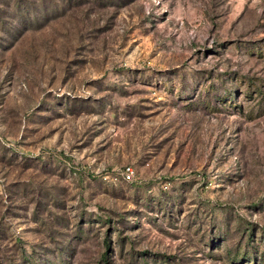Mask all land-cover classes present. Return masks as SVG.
<instances>
[{"label":"rangeland","instance_id":"rangeland-1","mask_svg":"<svg viewBox=\"0 0 264 264\" xmlns=\"http://www.w3.org/2000/svg\"><path fill=\"white\" fill-rule=\"evenodd\" d=\"M0 264H264V0H0Z\"/></svg>","mask_w":264,"mask_h":264},{"label":"built area","instance_id":"built-area-1","mask_svg":"<svg viewBox=\"0 0 264 264\" xmlns=\"http://www.w3.org/2000/svg\"><path fill=\"white\" fill-rule=\"evenodd\" d=\"M125 175L130 179L132 178V176L134 175V171L132 170V168H127Z\"/></svg>","mask_w":264,"mask_h":264}]
</instances>
